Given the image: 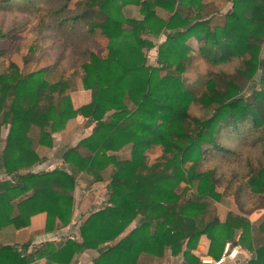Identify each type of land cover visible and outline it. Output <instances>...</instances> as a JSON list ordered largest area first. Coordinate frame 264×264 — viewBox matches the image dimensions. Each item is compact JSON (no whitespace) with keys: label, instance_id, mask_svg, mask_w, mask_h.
Listing matches in <instances>:
<instances>
[{"label":"trees","instance_id":"1","mask_svg":"<svg viewBox=\"0 0 264 264\" xmlns=\"http://www.w3.org/2000/svg\"><path fill=\"white\" fill-rule=\"evenodd\" d=\"M11 1L0 0V6ZM60 1L61 8L48 13L66 12L56 26L85 28L89 39L104 40L106 53L84 52L87 59L74 76L91 98L77 109L68 93L72 82L49 77L56 64L25 73L9 60L0 69V230L15 223L27 227L41 213L47 232L56 222L69 225L75 172L93 184L110 169L109 207L83 221L81 244L49 250L51 264H71L75 253L115 242L133 222L136 227L94 264H139L143 256L162 258L167 251L181 255L183 264H198L191 251L201 236L210 241V257L220 258L224 245L235 243L250 253L246 264H264V0H232L217 24V9L202 0H78L74 14L68 9L73 0ZM126 4L139 7L140 20L123 15ZM38 26L43 28L41 20ZM162 36L156 45L152 39ZM155 47L156 65L149 66L147 54ZM197 57L215 71L193 92L183 76ZM5 60L0 51V68ZM191 105L203 117L190 114ZM79 117L92 132L64 155L68 172H30L43 161L36 149L52 148L53 135ZM127 145L129 161L110 155ZM156 148L159 155L149 159ZM230 197L238 213L220 223L215 203ZM255 211L262 215L252 222L248 216ZM43 254L23 257L0 246V264H30Z\"/></svg>","mask_w":264,"mask_h":264},{"label":"rangeland","instance_id":"2","mask_svg":"<svg viewBox=\"0 0 264 264\" xmlns=\"http://www.w3.org/2000/svg\"><path fill=\"white\" fill-rule=\"evenodd\" d=\"M77 1H71L68 6L71 14L77 12ZM207 1L202 0L204 4L213 5L217 9L216 14H218L213 22L216 24L222 23L224 15L232 8V0ZM62 5L63 3L60 0H28L25 4L20 3L19 0H12L10 6H0V32L5 35L0 40V51L6 58L0 69H4L9 60L25 73L56 64V71L49 77L52 80H57L61 77L70 80L72 82V88L68 91L70 96V93L81 89L80 80L74 76V73L78 71L80 64L87 59V55L84 52L89 51L98 56H104L106 50L104 40L100 37L89 39L85 33V28H76L78 26H74L72 31H68L67 27L56 26V21L61 16L66 15V12L58 17H52L48 13L60 9ZM127 9H134V12L138 11L139 14V7L126 4L122 7V13L125 17H127V14L132 16L134 13ZM39 20H41L43 25L41 29L38 26ZM152 40L158 45L164 40V37ZM188 45L194 51L197 49V44L192 39L188 41ZM30 49L34 51L31 58L27 56ZM157 55V47L148 52L147 58L150 66L156 65ZM24 57L26 59L30 58V61L24 62ZM213 71H215L214 67L197 57L187 67V71L183 76L184 85L187 90L196 92L204 81L211 76ZM252 87V84L244 86L243 95L245 97H248ZM189 111L193 116L203 117L202 110L195 105H191ZM147 155L149 159L153 160L159 155V150L157 148L153 149ZM204 167L206 169L208 164ZM109 170L105 174L106 181H108ZM184 187L185 185H181L178 188V192ZM187 191H185V195L190 193L189 189ZM227 199L234 200L232 197ZM244 201L245 204L247 203L246 208H249L247 199ZM233 202L236 211H238L235 201ZM261 215V211H255L248 217H251L254 222Z\"/></svg>","mask_w":264,"mask_h":264},{"label":"crops","instance_id":"3","mask_svg":"<svg viewBox=\"0 0 264 264\" xmlns=\"http://www.w3.org/2000/svg\"><path fill=\"white\" fill-rule=\"evenodd\" d=\"M211 1L213 0H208L207 2ZM127 10L134 12V9ZM159 15L161 17L165 16V14L162 12H159ZM127 17L136 20L141 19L138 11L134 12L132 16L127 14ZM70 98L73 107L77 109L87 105L90 102L91 96L89 91H85L81 88L70 93ZM91 128L92 127L88 125L86 120L81 117L70 120L66 124L64 130L53 135L52 148L38 147L36 149L38 157L43 159V161L40 164L34 166L30 172H50L60 168L68 172L67 167L69 166H67V164L65 165L64 163V155L71 148L75 147L82 139L90 136L92 132ZM6 134V129H3L1 132V138L3 140L5 139ZM131 147V145H127L120 151L110 155H114L119 162L129 161L131 159ZM127 152H129V154H127ZM75 173H78L77 184L73 192L74 207L69 225L62 226L59 222H56L54 229L47 232L46 214H37L31 217L27 227L22 226L21 223H15V225L12 224L2 228L0 230V246L14 247L17 249V251L22 253L23 257H32V255L38 251L44 252L45 254H43L41 258H38V260H35L30 264H51L48 261L49 250H60L64 248L66 243L69 241L81 244L79 231L80 225L90 214L109 207L108 198L110 191L106 189L108 181L104 180L103 182L91 184L92 178L89 175L83 173L82 171H76ZM2 179L5 178L0 172V180ZM233 201L234 200L223 199L220 203H215L214 207L216 216L220 223H224L226 221L228 213H238ZM6 210L11 214L13 212V206L8 203ZM248 218L250 220L252 219L251 217ZM16 222H19V220H16ZM135 227L136 222H133L128 227L126 232L119 236L115 242L111 244H105L96 250H83L79 253H75L72 257L71 264H94V261L98 259L104 252H106L109 247L115 245ZM231 244L236 246L235 243ZM25 245L28 246L24 248ZM209 246L210 241L208 238L206 236H201L198 240L196 248L191 251V254L198 260V264H200V260L205 257L217 260L214 257H210L208 254ZM237 247L240 249V254L238 256L237 263L235 264H246V262L251 258L250 253L242 249L240 246ZM139 264H183V258L181 255L178 257H173L171 252L167 251L162 258L143 256L139 259Z\"/></svg>","mask_w":264,"mask_h":264},{"label":"built area","instance_id":"4","mask_svg":"<svg viewBox=\"0 0 264 264\" xmlns=\"http://www.w3.org/2000/svg\"><path fill=\"white\" fill-rule=\"evenodd\" d=\"M239 254V247L233 246L231 243H226L220 258L213 260L205 257L200 260V264H235L237 263Z\"/></svg>","mask_w":264,"mask_h":264}]
</instances>
